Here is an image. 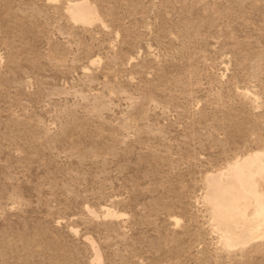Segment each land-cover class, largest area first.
Wrapping results in <instances>:
<instances>
[{
    "label": "rangeland",
    "instance_id": "1",
    "mask_svg": "<svg viewBox=\"0 0 264 264\" xmlns=\"http://www.w3.org/2000/svg\"><path fill=\"white\" fill-rule=\"evenodd\" d=\"M67 1L0 0V264H264L203 201L264 146V0Z\"/></svg>",
    "mask_w": 264,
    "mask_h": 264
},
{
    "label": "bare ground",
    "instance_id": "2",
    "mask_svg": "<svg viewBox=\"0 0 264 264\" xmlns=\"http://www.w3.org/2000/svg\"><path fill=\"white\" fill-rule=\"evenodd\" d=\"M65 9L73 22L83 25L103 23L97 8L88 0H68ZM203 184V201L223 249L242 250L264 240V146L206 172ZM88 212L97 216L92 209ZM123 215L110 208L104 209V217L119 218ZM173 219L175 223L179 222L178 218ZM86 239L93 252L89 264H102L98 246L93 240Z\"/></svg>",
    "mask_w": 264,
    "mask_h": 264
}]
</instances>
